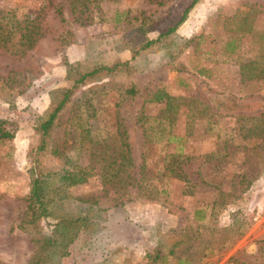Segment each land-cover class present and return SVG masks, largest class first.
<instances>
[{
	"label": "rangeland",
	"instance_id": "1",
	"mask_svg": "<svg viewBox=\"0 0 264 264\" xmlns=\"http://www.w3.org/2000/svg\"><path fill=\"white\" fill-rule=\"evenodd\" d=\"M194 1L92 0L81 24L69 0H0L44 31L22 55L0 45V264H29L18 225L39 167L55 187L89 173L59 213L110 208L60 264H264V0ZM116 64L79 83L41 149L56 91Z\"/></svg>",
	"mask_w": 264,
	"mask_h": 264
},
{
	"label": "trees",
	"instance_id": "2",
	"mask_svg": "<svg viewBox=\"0 0 264 264\" xmlns=\"http://www.w3.org/2000/svg\"><path fill=\"white\" fill-rule=\"evenodd\" d=\"M91 3L92 0H69L70 10L76 21L81 24H89L91 22ZM56 11L61 16V19L65 21L66 17H64L62 6L57 7ZM189 11L190 8H187L179 22L170 27L166 34L174 32L177 26L186 19ZM6 16L0 13V45L21 55L31 50L44 34L39 18L32 19L27 16L24 19L14 18L8 21ZM151 43L149 41L147 45ZM137 53L134 52L133 58H136ZM125 64L127 65V62ZM117 65L119 64L96 67L90 71L80 72L74 78L71 76L73 70L69 71V76H71L70 84L56 91L50 108L40 121L39 127L43 135L41 149L48 146L47 141L56 125L58 116L71 100L79 83L101 71H113L118 67ZM126 92L134 94L136 92L135 86L127 89ZM166 96L170 99L168 94ZM163 97L160 96L159 98ZM168 103H170V100ZM77 117L79 118V115ZM10 136L11 133L8 131L1 133V138ZM52 175H54L52 171H47L42 167H39L37 172H33L31 190L26 198L28 201L26 213L18 225V228L34 234L35 248L30 254L29 264H60L63 258L72 254V248L78 239L84 237V239L91 240L99 231L106 228L102 225V220L106 219L104 214L110 210L109 207L87 204L81 212H58V208L61 207V200L66 199L68 196H56V194H58L59 190H62L61 187L68 186L67 184L76 185L86 180L89 175L86 170H72L67 174H63L60 178L64 182H60V185L56 187L53 183L52 179L54 177ZM177 176L181 178L182 172H177ZM46 217H54L57 220L52 234L50 236L39 235L36 238L35 235L40 234L42 230L41 221ZM11 227L13 231L16 228L14 225ZM170 253H176L175 248H172ZM160 255L161 251L159 250L155 258H159ZM179 261L183 260L179 259Z\"/></svg>",
	"mask_w": 264,
	"mask_h": 264
}]
</instances>
